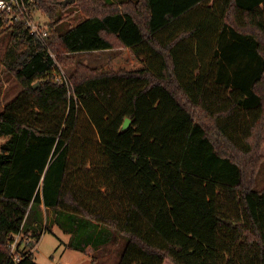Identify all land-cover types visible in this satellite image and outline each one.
I'll list each match as a JSON object with an SVG mask.
<instances>
[{
  "label": "trees",
  "instance_id": "1",
  "mask_svg": "<svg viewBox=\"0 0 264 264\" xmlns=\"http://www.w3.org/2000/svg\"><path fill=\"white\" fill-rule=\"evenodd\" d=\"M62 1L31 3L46 43L0 15V264H39L44 224L99 264H264V0H77L66 31ZM77 143L95 189L74 184Z\"/></svg>",
  "mask_w": 264,
  "mask_h": 264
},
{
  "label": "rangeland",
  "instance_id": "2",
  "mask_svg": "<svg viewBox=\"0 0 264 264\" xmlns=\"http://www.w3.org/2000/svg\"><path fill=\"white\" fill-rule=\"evenodd\" d=\"M119 2V0H114ZM35 2V0H33ZM32 7V14L33 17L36 20L45 21L48 24L51 23V19L49 16L43 12L40 9L35 8L33 5ZM63 21L58 24V28L61 31H66L72 26H75L79 21L86 18V14L83 12L81 7L79 6L77 0L74 3H70V6L63 11ZM4 49H0V58L3 54ZM118 53V50H112L110 52H79L73 55V57L79 61H83L84 63L88 64L91 67H101L107 63L111 58H113ZM64 74L69 78L70 74L73 69V65L69 66H63L62 64H59ZM2 69V64L0 62V70ZM5 87L6 84H5ZM19 89V86H16V89L12 92L7 94L3 97V101H6L11 96H13ZM79 130L78 132H83L85 135V131L89 133L90 138H93V143L88 146L87 149V159L90 157H93V152L95 150L96 141L95 139V133L93 127L89 124L88 118L85 113L80 111V120L78 123ZM85 130V131H84ZM82 135V134H81ZM9 135H0V151H1V145L7 141L9 138ZM76 143V142H75ZM74 143V144H75ZM79 143H77L74 146L75 154L79 155ZM262 153L264 154V148L262 150ZM84 157H81V154L77 157V161L75 162V165H77L79 168L76 169L75 172V179L74 184L80 188V186H84L87 189H95V185L91 184L95 183L96 181L92 179V181H89V171L91 169V162H87V164H82L84 162ZM255 190L262 191L264 189V161L261 164V167L258 171L256 181H255ZM40 233L41 237L39 239L37 247L33 250L35 254V260L39 264H99L93 260V255H95V251H93L92 255H88L85 252L70 249L67 246V243L70 239V235L63 232L62 229L59 228V226H55L53 229V232L46 231L45 230V224L44 226H40ZM21 235L15 240L14 244V251L16 256H19L18 252L21 249H28V246L25 244L24 241L21 242ZM21 242L20 248L17 244ZM96 256V255H95ZM100 258V257H99ZM100 260H103V264H112L114 262V257L112 255L105 256L100 258ZM164 264H173L170 260H166Z\"/></svg>",
  "mask_w": 264,
  "mask_h": 264
},
{
  "label": "built area",
  "instance_id": "3",
  "mask_svg": "<svg viewBox=\"0 0 264 264\" xmlns=\"http://www.w3.org/2000/svg\"><path fill=\"white\" fill-rule=\"evenodd\" d=\"M33 0H0V15L5 16L9 23L23 21L30 32L46 43L49 35V24L45 21L36 20L32 14L31 3ZM50 55L56 60L54 52L49 50ZM59 72H56V81L62 84H70L69 78L62 71L59 63ZM19 237V235H17ZM15 244V242H14Z\"/></svg>",
  "mask_w": 264,
  "mask_h": 264
},
{
  "label": "water",
  "instance_id": "4",
  "mask_svg": "<svg viewBox=\"0 0 264 264\" xmlns=\"http://www.w3.org/2000/svg\"><path fill=\"white\" fill-rule=\"evenodd\" d=\"M75 1L76 0H63L62 4L67 6L68 4L74 3ZM130 124H131V119L130 118H126L125 123H124V127L128 128L130 126Z\"/></svg>",
  "mask_w": 264,
  "mask_h": 264
},
{
  "label": "crops",
  "instance_id": "5",
  "mask_svg": "<svg viewBox=\"0 0 264 264\" xmlns=\"http://www.w3.org/2000/svg\"><path fill=\"white\" fill-rule=\"evenodd\" d=\"M112 50H114V49H107V50H98V51H89V52H110V51H112ZM38 245V244H37ZM37 245H36V247H37ZM35 247V248H36ZM34 248V249H35ZM92 250H94L92 247H89V248H87V250L86 251H84L86 254H88V255H92L93 254V251Z\"/></svg>",
  "mask_w": 264,
  "mask_h": 264
}]
</instances>
